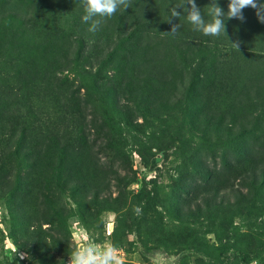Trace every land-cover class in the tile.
<instances>
[{
	"label": "trees",
	"instance_id": "obj_1",
	"mask_svg": "<svg viewBox=\"0 0 264 264\" xmlns=\"http://www.w3.org/2000/svg\"><path fill=\"white\" fill-rule=\"evenodd\" d=\"M195 2L209 19L210 0ZM178 3L132 0L90 33L82 0H0V202L15 219L12 243L48 254L36 230L57 214L56 197L92 187V203L97 184L127 181L112 168L115 160L130 168L112 130L122 123L141 131L138 116L183 102L194 128L239 134L218 154L221 169L189 161L188 180L176 186L195 200L191 213L218 208L227 189L234 203L264 199V22L247 7L243 21L225 20L226 36H205L182 11L171 18L180 25L172 35L166 19ZM217 3L227 12L228 0ZM51 176L59 181L54 198ZM239 254L246 261L249 253Z\"/></svg>",
	"mask_w": 264,
	"mask_h": 264
},
{
	"label": "rangeland",
	"instance_id": "obj_2",
	"mask_svg": "<svg viewBox=\"0 0 264 264\" xmlns=\"http://www.w3.org/2000/svg\"><path fill=\"white\" fill-rule=\"evenodd\" d=\"M187 106L183 102L158 116H138L141 131L122 123L112 130L130 163L127 170L115 160L112 168L126 174L127 181L97 184L100 191L92 203L87 202L92 187L84 195L66 190L56 197L52 205L57 214L50 213V223L36 230L50 243L48 254H34L10 241L15 219L0 202V264H67L74 238L85 229L99 241L110 240L125 264H264V199L256 196L251 202L234 203L233 192L227 189L218 194L221 206L191 213L195 200L176 186L177 181L188 180L186 170L193 158L221 169L218 154L231 150L239 135L233 136V128H194ZM137 155L143 166L137 165ZM227 159L233 160V154ZM225 173L232 174V169L225 168ZM58 184L51 176L53 198ZM16 249L26 258L16 256ZM239 251L249 253L246 261Z\"/></svg>",
	"mask_w": 264,
	"mask_h": 264
},
{
	"label": "clouds",
	"instance_id": "obj_3",
	"mask_svg": "<svg viewBox=\"0 0 264 264\" xmlns=\"http://www.w3.org/2000/svg\"><path fill=\"white\" fill-rule=\"evenodd\" d=\"M132 0H82L84 14L82 21L89 25L88 31L96 33L105 18L114 16L119 10L125 11L131 7ZM208 17L202 13L195 0H180V3L170 7L166 20L171 24L168 33L177 34L180 25L171 23V18H179L183 11L194 31H199L205 36H226L225 20L234 18L243 21V9L251 7L256 10L257 19L264 22V2L258 0H228L227 12L217 3L210 0L207 4ZM179 9V11L177 10ZM237 49V43H232ZM16 256L26 258L25 253L14 250ZM67 264H125V258L121 251L110 241H99L86 229L80 232L73 240V250L69 255Z\"/></svg>",
	"mask_w": 264,
	"mask_h": 264
}]
</instances>
